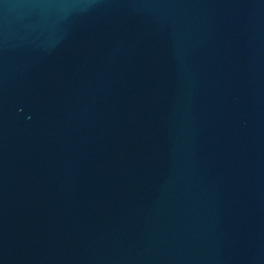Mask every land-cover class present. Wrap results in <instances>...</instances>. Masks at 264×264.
Returning a JSON list of instances; mask_svg holds the SVG:
<instances>
[{"label": "water", "instance_id": "water-1", "mask_svg": "<svg viewBox=\"0 0 264 264\" xmlns=\"http://www.w3.org/2000/svg\"><path fill=\"white\" fill-rule=\"evenodd\" d=\"M0 264H264V0H0Z\"/></svg>", "mask_w": 264, "mask_h": 264}]
</instances>
